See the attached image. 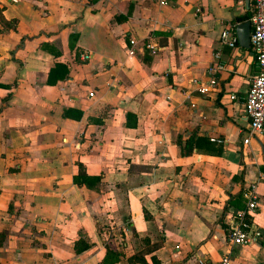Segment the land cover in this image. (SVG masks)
Listing matches in <instances>:
<instances>
[{
	"label": "crops",
	"instance_id": "1",
	"mask_svg": "<svg viewBox=\"0 0 264 264\" xmlns=\"http://www.w3.org/2000/svg\"><path fill=\"white\" fill-rule=\"evenodd\" d=\"M0 13V264H264V132L242 142L255 55L218 37L249 21L248 0H0ZM251 182L261 237L231 247L223 214Z\"/></svg>",
	"mask_w": 264,
	"mask_h": 264
},
{
	"label": "built area",
	"instance_id": "2",
	"mask_svg": "<svg viewBox=\"0 0 264 264\" xmlns=\"http://www.w3.org/2000/svg\"><path fill=\"white\" fill-rule=\"evenodd\" d=\"M248 1L251 4L249 46L255 55L257 71L250 77L244 97V114L248 120V130L242 139L243 143H248L250 134L264 132V0ZM218 37L219 41L228 47H234L236 44V35L231 26L222 28ZM145 47L151 53L155 52L151 43H147ZM78 57L80 60H88L91 58V53L81 51ZM214 57L216 59L218 54L215 53ZM220 68L221 64L215 61L208 71L212 73ZM214 84V79L210 77L203 84H198L197 90L204 93L209 86L212 87ZM243 198L244 207L228 206L223 214L226 237L231 247L245 245L261 237L259 229L253 223L257 207L256 182L245 186ZM215 264H231L230 253L223 254Z\"/></svg>",
	"mask_w": 264,
	"mask_h": 264
},
{
	"label": "water",
	"instance_id": "3",
	"mask_svg": "<svg viewBox=\"0 0 264 264\" xmlns=\"http://www.w3.org/2000/svg\"><path fill=\"white\" fill-rule=\"evenodd\" d=\"M234 32L237 42L241 47H249L250 24L249 21L241 22L235 25Z\"/></svg>",
	"mask_w": 264,
	"mask_h": 264
},
{
	"label": "trees",
	"instance_id": "4",
	"mask_svg": "<svg viewBox=\"0 0 264 264\" xmlns=\"http://www.w3.org/2000/svg\"><path fill=\"white\" fill-rule=\"evenodd\" d=\"M0 23L1 24H7V22L6 21H4V19H3V17L1 16V13H0ZM54 70H60V73L57 75L58 77H63L65 74H66V68L63 66V65H61V64H59V63H57L56 65H55V69H53V71ZM51 72H52V69H51ZM48 77H49V75H48ZM48 80V79H47ZM49 81H50V79H49ZM190 148H191V145H190V143H188V142H186L185 144H184V146H183V153L184 154H186V153H188V152H190ZM187 149V150H186ZM184 150H186V151H184ZM76 181L78 180L79 182H81V181H84V182H86V177H84L83 176V173H81V172H79L78 173V175L74 178ZM77 244V243H76ZM75 244V250L78 252V250L79 249H83L85 246L84 245H82L79 249H78V246Z\"/></svg>",
	"mask_w": 264,
	"mask_h": 264
}]
</instances>
